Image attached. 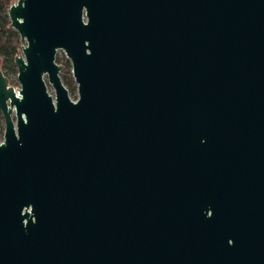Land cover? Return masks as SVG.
<instances>
[{
	"label": "water",
	"instance_id": "1",
	"mask_svg": "<svg viewBox=\"0 0 264 264\" xmlns=\"http://www.w3.org/2000/svg\"><path fill=\"white\" fill-rule=\"evenodd\" d=\"M7 16L0 264H264V0H15Z\"/></svg>",
	"mask_w": 264,
	"mask_h": 264
},
{
	"label": "trees",
	"instance_id": "2",
	"mask_svg": "<svg viewBox=\"0 0 264 264\" xmlns=\"http://www.w3.org/2000/svg\"><path fill=\"white\" fill-rule=\"evenodd\" d=\"M15 0H0V69H8L16 71L14 58L21 49V41L18 33L10 26L9 18L7 16V9L9 5ZM56 62L62 64V77L69 76L68 81H73L71 73V66L68 60L61 62L56 58ZM6 74V72H4ZM69 74V75H66ZM65 81V79H64ZM3 119L0 112V137L3 133Z\"/></svg>",
	"mask_w": 264,
	"mask_h": 264
},
{
	"label": "rangeland",
	"instance_id": "3",
	"mask_svg": "<svg viewBox=\"0 0 264 264\" xmlns=\"http://www.w3.org/2000/svg\"><path fill=\"white\" fill-rule=\"evenodd\" d=\"M19 52L21 53V49L18 50V53ZM56 58L60 59L62 62H64L65 60H68L67 57L65 56L64 52L61 49L58 50L57 55H56ZM1 70L3 71V73L6 72L5 75L8 77L9 83L11 85H13L15 88H17L19 86V84H18L17 79H16V71H11V70H8V69H5V68L4 69H1ZM60 75H61L62 82H66L69 85L72 98H76L77 97L76 83L74 81L69 82L68 81L69 76H66V78H63L61 71H60ZM66 75H69V74H66ZM44 78H45L46 84H47V86H48V88H49L52 96H54V89H53V87L51 86V84H49L47 82L46 77H44ZM64 79H65V81H64ZM1 139H2V136L0 137V140Z\"/></svg>",
	"mask_w": 264,
	"mask_h": 264
},
{
	"label": "flooded vegetation",
	"instance_id": "4",
	"mask_svg": "<svg viewBox=\"0 0 264 264\" xmlns=\"http://www.w3.org/2000/svg\"><path fill=\"white\" fill-rule=\"evenodd\" d=\"M2 253V220L0 221V255Z\"/></svg>",
	"mask_w": 264,
	"mask_h": 264
}]
</instances>
